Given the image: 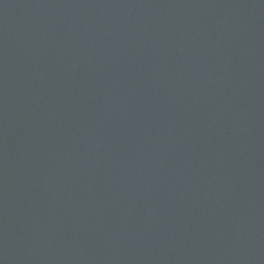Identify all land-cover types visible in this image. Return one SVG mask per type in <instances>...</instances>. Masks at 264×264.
<instances>
[{"label": "water", "instance_id": "1", "mask_svg": "<svg viewBox=\"0 0 264 264\" xmlns=\"http://www.w3.org/2000/svg\"><path fill=\"white\" fill-rule=\"evenodd\" d=\"M0 264H264V0H0Z\"/></svg>", "mask_w": 264, "mask_h": 264}]
</instances>
